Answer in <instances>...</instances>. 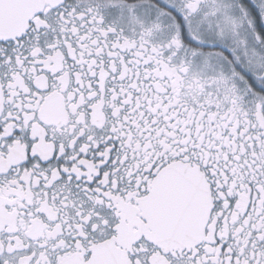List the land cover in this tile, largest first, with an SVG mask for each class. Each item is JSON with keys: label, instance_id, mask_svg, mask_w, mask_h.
I'll list each match as a JSON object with an SVG mask.
<instances>
[{"label": "snow or ice", "instance_id": "obj_1", "mask_svg": "<svg viewBox=\"0 0 264 264\" xmlns=\"http://www.w3.org/2000/svg\"><path fill=\"white\" fill-rule=\"evenodd\" d=\"M138 3L0 0V264H264V102Z\"/></svg>", "mask_w": 264, "mask_h": 264}, {"label": "flooded vegetation", "instance_id": "obj_2", "mask_svg": "<svg viewBox=\"0 0 264 264\" xmlns=\"http://www.w3.org/2000/svg\"><path fill=\"white\" fill-rule=\"evenodd\" d=\"M135 11L146 22L160 24L155 39L175 37L179 40L178 59L189 62L193 67H210L235 88L245 104L256 100L264 102V17L253 16L237 21L239 28L234 29L236 40L220 46L214 42L209 45L203 43L195 33L198 27L188 20L185 19L183 27L180 26L176 13H182L177 0H139ZM115 17L116 12L109 10L105 19L110 21ZM247 30L251 31L253 42L248 41ZM249 44L252 47L256 45V48L250 50ZM222 58L224 64L220 62Z\"/></svg>", "mask_w": 264, "mask_h": 264}, {"label": "rangeland", "instance_id": "obj_3", "mask_svg": "<svg viewBox=\"0 0 264 264\" xmlns=\"http://www.w3.org/2000/svg\"><path fill=\"white\" fill-rule=\"evenodd\" d=\"M223 3L227 6L226 13L229 17V24L224 29L223 34L219 33L215 29H208L204 26L198 27L196 29L197 32L195 33H197L204 41L203 43L207 45L211 44V42L217 43L220 46L227 45L228 41L229 43H232L233 40H236L234 29L239 28V22L237 21H242L244 18L253 16L264 17V0H239L236 2L235 0H223ZM262 25L264 27V20L262 21ZM239 35L242 34L240 33ZM246 35L248 41L250 40L253 42V40L250 39L251 31L247 30ZM255 48L256 45L252 47L251 44H249L250 50H254ZM220 62L224 64L223 58Z\"/></svg>", "mask_w": 264, "mask_h": 264}]
</instances>
